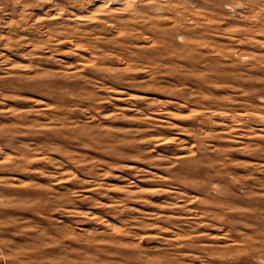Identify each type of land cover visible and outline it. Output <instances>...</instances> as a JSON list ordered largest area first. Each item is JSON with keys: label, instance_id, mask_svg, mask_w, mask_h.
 I'll return each instance as SVG.
<instances>
[{"label": "rangeland", "instance_id": "rangeland-1", "mask_svg": "<svg viewBox=\"0 0 264 264\" xmlns=\"http://www.w3.org/2000/svg\"><path fill=\"white\" fill-rule=\"evenodd\" d=\"M0 264H264V0H0Z\"/></svg>", "mask_w": 264, "mask_h": 264}]
</instances>
